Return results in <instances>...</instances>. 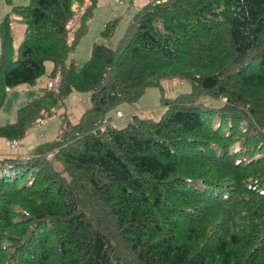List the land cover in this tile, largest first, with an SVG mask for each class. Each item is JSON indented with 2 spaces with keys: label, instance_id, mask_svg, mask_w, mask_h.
Returning a JSON list of instances; mask_svg holds the SVG:
<instances>
[{
  "label": "trees",
  "instance_id": "obj_1",
  "mask_svg": "<svg viewBox=\"0 0 264 264\" xmlns=\"http://www.w3.org/2000/svg\"><path fill=\"white\" fill-rule=\"evenodd\" d=\"M27 1L0 23V109L47 62L60 81L0 142L71 94L90 105L28 157L0 156V264H264V0H149L79 70L71 57L98 0ZM16 19L27 27L13 61ZM171 79L190 90L162 99L157 120L111 125L108 112Z\"/></svg>",
  "mask_w": 264,
  "mask_h": 264
},
{
  "label": "rangeland",
  "instance_id": "obj_2",
  "mask_svg": "<svg viewBox=\"0 0 264 264\" xmlns=\"http://www.w3.org/2000/svg\"><path fill=\"white\" fill-rule=\"evenodd\" d=\"M148 1L149 0H98L92 20L88 23V33L82 39L74 55L71 57L75 69L79 70L87 61L92 45L103 44L110 48H115L132 17L135 15L137 10ZM27 3V0H0V23L4 16L10 12L13 6L26 5ZM76 6L77 5H75V8ZM78 7H80V5H78ZM114 19H119V24L113 37L109 40H105L101 37L100 33L103 30L104 25ZM26 27L27 24L22 20L16 19L13 23L12 29L14 33V42L13 52L11 55V60L13 61L19 58L18 51L25 38ZM67 65H69V62ZM45 66V75L37 80L34 87L20 86L8 91L0 109V127L13 123L15 120L16 110L24 104L39 97L40 93H42L41 89L46 87L48 81L52 80L49 78V74L53 65L50 62H47ZM189 90L190 84L186 80H163L159 87L148 88L145 91V94L137 102L122 104L121 106L127 107L131 111V115L134 114L140 118L157 120L161 113L165 110L162 99L171 100L181 93L189 92ZM70 98H77L80 101V107H84L83 109H86L90 105L88 102L89 96L87 94L74 93L70 96ZM70 98H68L60 106V108L58 107L55 114L51 117L38 119L45 122V125L42 128H37V125H34L29 129L25 138L20 141H16L17 147H19L18 150H15L18 153L17 156H21L23 158L28 157L38 145L51 143L62 137L64 135L63 125L65 121H68L71 125L76 123L78 118H75V114L79 113V117L81 112L78 107L73 115L68 112L69 106L72 104V102H70ZM200 102L210 103L211 105H219L218 103H212L210 101L202 100ZM117 111L118 109H114L108 112L106 117L111 120H115L116 116H114V114ZM123 113L129 112L124 111ZM22 142H24V146L20 145ZM16 152L9 149L6 141L0 142V156H11L12 154H16Z\"/></svg>",
  "mask_w": 264,
  "mask_h": 264
},
{
  "label": "crops",
  "instance_id": "obj_3",
  "mask_svg": "<svg viewBox=\"0 0 264 264\" xmlns=\"http://www.w3.org/2000/svg\"><path fill=\"white\" fill-rule=\"evenodd\" d=\"M48 83V82H47ZM32 87H34V86H32ZM45 88V87H44ZM43 88V89H44ZM38 89H41V88H38ZM42 90V89H41ZM40 95H41V93H40ZM39 95V96H40ZM72 95V94H71ZM70 95V96H71ZM70 96L68 97V98H70ZM67 98V99H68ZM66 99V100H67ZM65 100V101H66ZM64 101V102H65ZM70 102H72V104L69 106V109H68V112H70V114H74L75 113V110L77 109V107L79 108V110H80V112H81V114L83 113V111L85 110V109H83L84 107H80V101L77 99V98H70ZM89 102V101H88ZM88 108V107H87ZM86 108V109H87ZM116 109H118V111L114 114V116L116 115V114H118L119 116H120V119H118L117 120V122L115 121V120H111V125H114V126H116L117 128H123V127H125L126 125H127V123L129 122V120H130V118H131V111L127 108V107H125V106H119V107H117ZM124 111H128L129 113H123ZM78 115H79V113H77V114H75V118H78L77 119V121H76V123L78 122V120H79V118H80V116L78 117ZM113 116V117H114ZM112 122H113V124H112ZM76 123H74V124H76ZM45 125V122L43 123V125L41 126V127H38L37 126V128H42L43 126ZM1 141H4V140H1ZM6 143H8V142H6ZM23 143L24 142H22V144L20 143V145H22V146H24L23 145ZM9 144V143H8ZM17 145V144H16ZM21 147V146H20ZM18 148L19 147H17V149L16 150H18ZM14 152H16V151H14ZM12 154V153H11ZM18 155V153L16 152V154H12L11 155V157H15V156H17ZM4 156H8V155H3L2 157H4Z\"/></svg>",
  "mask_w": 264,
  "mask_h": 264
},
{
  "label": "built area",
  "instance_id": "obj_4",
  "mask_svg": "<svg viewBox=\"0 0 264 264\" xmlns=\"http://www.w3.org/2000/svg\"><path fill=\"white\" fill-rule=\"evenodd\" d=\"M59 74V73H58ZM59 79L55 80V81H50L48 84H47V88L49 90H53V91H56L58 89V86H59ZM8 91V90H7ZM118 115H116V119H118ZM44 121H40L38 120L37 121V126L38 127H41L43 125ZM8 147L10 150L12 151H15L17 149V145H16V142H13V143H9L8 144Z\"/></svg>",
  "mask_w": 264,
  "mask_h": 264
},
{
  "label": "clouds",
  "instance_id": "obj_5",
  "mask_svg": "<svg viewBox=\"0 0 264 264\" xmlns=\"http://www.w3.org/2000/svg\"><path fill=\"white\" fill-rule=\"evenodd\" d=\"M47 84H48V83H47ZM116 115H118V114H116ZM116 115H115V116H116ZM118 116H119V115H118ZM118 119H120V116H119V118H118ZM118 119H115V121H117Z\"/></svg>",
  "mask_w": 264,
  "mask_h": 264
}]
</instances>
